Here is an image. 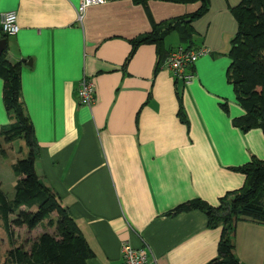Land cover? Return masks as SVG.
<instances>
[{"label":"crops","instance_id":"crops-1","mask_svg":"<svg viewBox=\"0 0 264 264\" xmlns=\"http://www.w3.org/2000/svg\"><path fill=\"white\" fill-rule=\"evenodd\" d=\"M240 2L209 0L207 13L192 23V50L208 54L183 85L164 66L154 76L152 45L140 46L122 67L130 42L151 32L150 20L190 15L200 3L149 1V19L141 5L119 0L88 7L77 22L79 0H0V14L17 16L19 32L5 40L7 60L20 64L21 102L39 148L35 171L92 249L86 264H122L123 243L147 247L150 264L217 258L221 228H208L200 211L168 213L195 199L217 207L244 184L233 169L252 157L264 160L262 132L232 125L245 114L226 79L237 31L230 8ZM172 34L177 46L165 43ZM172 34L165 51L186 47ZM83 77L95 85L90 108L77 96ZM179 99L188 126L179 119ZM10 123L0 78V128ZM10 146L1 142L3 151ZM234 246L241 264H264V225L237 223Z\"/></svg>","mask_w":264,"mask_h":264},{"label":"trees","instance_id":"trees-1","mask_svg":"<svg viewBox=\"0 0 264 264\" xmlns=\"http://www.w3.org/2000/svg\"><path fill=\"white\" fill-rule=\"evenodd\" d=\"M131 1L135 5H141L149 19V1L200 3L197 11L190 15L161 23L150 20L151 32L130 42L131 49L122 69H126L140 46L152 45L157 56L154 69L156 76L168 54L174 51L172 49L167 52L163 48L168 35L176 33L186 46L180 47L192 50V23L207 13L209 0ZM230 13L237 23V31L230 41V65L226 79L232 86L236 103L245 112L242 117L235 118L232 125L242 133L260 130L264 136V0H241L237 6L230 8ZM6 39L7 36L0 29V40ZM191 70L192 67L188 69L189 73H192ZM0 78L3 81V103L11 119L9 125L0 128L1 142L12 144L20 140L27 149L25 158L17 159L11 166L17 177L12 200H8L0 188V222L9 244L2 264H86L87 260L94 257L92 249L68 210L61 206L58 196L36 174L35 163L39 148L21 102L20 64H11L7 60V51L0 55ZM175 82L178 80L175 79ZM182 84L184 85L183 82ZM222 107L226 111V106ZM178 116L188 126L180 99ZM1 142L0 154L4 156ZM233 171L244 176V184L221 198L217 207L195 199L168 213L177 215L200 211L207 217L208 228H221L217 258L208 264H241L235 255L234 246L237 223L251 221L264 225V160L252 157L248 163ZM53 214L55 218H52ZM44 221L49 228L54 229V234H40L28 249L24 243L17 245L14 242L13 229L25 227L32 231Z\"/></svg>","mask_w":264,"mask_h":264},{"label":"built area","instance_id":"built-area-1","mask_svg":"<svg viewBox=\"0 0 264 264\" xmlns=\"http://www.w3.org/2000/svg\"><path fill=\"white\" fill-rule=\"evenodd\" d=\"M113 1L119 0H79V5L75 9L77 22L82 21L83 15L88 7L104 5ZM0 29L7 37L15 36L19 32L15 12L0 14ZM207 54L208 51L204 48L197 50L178 48L168 54L163 66L172 72L176 80L188 84L193 78V74L189 73L188 69L193 67L200 57ZM77 96L79 104L83 106L90 108L95 104L96 90L92 79L86 77L81 79L77 90ZM150 258V251L147 247L135 249L128 243H123L121 246L122 264H150L151 262H155L153 259L150 261Z\"/></svg>","mask_w":264,"mask_h":264},{"label":"rangeland","instance_id":"rangeland-1","mask_svg":"<svg viewBox=\"0 0 264 264\" xmlns=\"http://www.w3.org/2000/svg\"><path fill=\"white\" fill-rule=\"evenodd\" d=\"M165 43L166 45L177 46L178 41L176 36L172 34L166 39ZM23 145L24 143L22 141H15L10 146L12 148H5L4 151L5 153H8L7 156L3 157L2 155H0V188L8 200H12L13 198L14 186L17 181V177L14 176L10 164L16 159L25 158V156L27 155V149ZM20 147L22 148V150H20ZM52 218H55V214L52 215ZM42 233L54 234V229L49 228L46 224V221H44L41 226H38L32 231H28L25 227L15 228L13 229V240L20 245L24 243L25 247L28 249L30 243L33 242ZM5 237L6 236L2 232V228H0V261L6 255V250L8 248L7 246L9 245L6 244L7 237Z\"/></svg>","mask_w":264,"mask_h":264},{"label":"water","instance_id":"water-1","mask_svg":"<svg viewBox=\"0 0 264 264\" xmlns=\"http://www.w3.org/2000/svg\"><path fill=\"white\" fill-rule=\"evenodd\" d=\"M6 41L5 40H0V55L3 51H6Z\"/></svg>","mask_w":264,"mask_h":264}]
</instances>
